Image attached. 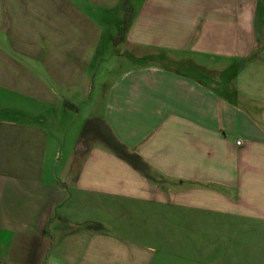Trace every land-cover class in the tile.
Returning <instances> with one entry per match:
<instances>
[{"label":"crops","instance_id":"obj_1","mask_svg":"<svg viewBox=\"0 0 264 264\" xmlns=\"http://www.w3.org/2000/svg\"><path fill=\"white\" fill-rule=\"evenodd\" d=\"M0 264H264V0H0Z\"/></svg>","mask_w":264,"mask_h":264},{"label":"rangeland","instance_id":"obj_2","mask_svg":"<svg viewBox=\"0 0 264 264\" xmlns=\"http://www.w3.org/2000/svg\"><path fill=\"white\" fill-rule=\"evenodd\" d=\"M125 17L126 16L124 12L122 11L121 7L115 9L113 12L105 16L104 33L101 39L100 50L97 52V58L100 59L104 55H109L110 53H115L118 55L121 53L120 43H115V42L118 41V38L121 34ZM97 63L98 62H95L94 64H97ZM226 74L228 77L230 76L229 72L227 73L223 72V74H221L222 76L221 79H224ZM49 115L50 114H48V116ZM31 121H38V120L32 119ZM40 123H41V126L44 129H46L49 136H52L57 140L59 154H60V151L63 150L61 154L62 162H59L58 164L59 170H61L66 164L65 162L67 158V153L65 152V150L67 147L68 139L70 138V135L72 134L73 129L76 130V133H78V135L83 132L82 129L85 124L83 120V114L81 113L78 118H77V115H75L71 117L70 119L67 118L58 123L54 121H49L48 118L46 119V121H43Z\"/></svg>","mask_w":264,"mask_h":264},{"label":"built area","instance_id":"obj_3","mask_svg":"<svg viewBox=\"0 0 264 264\" xmlns=\"http://www.w3.org/2000/svg\"><path fill=\"white\" fill-rule=\"evenodd\" d=\"M240 144H241V142H240V141H237V142H236V145H237V146H239Z\"/></svg>","mask_w":264,"mask_h":264}]
</instances>
